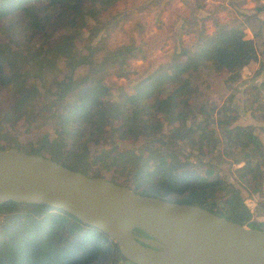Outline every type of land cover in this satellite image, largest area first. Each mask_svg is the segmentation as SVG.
Here are the masks:
<instances>
[{
    "label": "trees",
    "instance_id": "trees-1",
    "mask_svg": "<svg viewBox=\"0 0 264 264\" xmlns=\"http://www.w3.org/2000/svg\"><path fill=\"white\" fill-rule=\"evenodd\" d=\"M116 1L120 0H0V22L21 20L24 31L20 36L23 39L9 36V44L0 42V92L11 99L7 108H0V138L4 140L0 151L16 149L46 157L86 176L125 186L133 193L196 205L241 226L264 231V221H257L244 205L241 191L255 193L264 182L259 160L264 158V146L254 133L255 128L232 126L239 114L230 106L217 110L221 117L215 124L223 130L225 139L219 163L227 155L234 157L230 164L240 165L234 169L239 185L235 186L216 176L213 167L200 173L197 163L205 160L192 162L176 144L177 139H186L191 148L202 152L206 147L213 153L219 143L216 130L206 121L187 126L179 97H152L146 90L147 86H155L157 77L165 71L177 74L199 62L212 63L234 82L252 64L258 65L257 73L264 71V21L255 14L244 17L242 22L250 28L253 41L243 39L244 26L236 20L215 21L212 34L199 28L194 34L200 36L195 51L182 49L172 53L171 63L158 68L144 80L145 84L124 95L121 104H115L103 101L108 89L101 81L109 69L127 62L134 45L96 62L93 54H83L75 48V39L76 31L85 25L84 18L100 13L96 4L102 3L107 9ZM59 63L64 77L46 82L44 74L55 71ZM81 67L89 70L78 78L75 73ZM33 77L40 79L42 85L35 83ZM252 90L256 92L258 87ZM255 96L245 107L251 113L260 107L259 96ZM230 110L232 116L227 114ZM200 111L210 117L214 110L206 112L201 107ZM44 117L53 124V136H38L34 130V124ZM120 117L121 124L113 132L117 131L121 140L133 143L142 138V146L122 151L113 146L93 155L89 144H107L106 128ZM160 117L172 125L168 135L162 134ZM260 119L264 121V112ZM18 126L36 133V138L21 142ZM118 249L107 234L61 209L0 202V264H131Z\"/></svg>",
    "mask_w": 264,
    "mask_h": 264
},
{
    "label": "rangeland",
    "instance_id": "rangeland-1",
    "mask_svg": "<svg viewBox=\"0 0 264 264\" xmlns=\"http://www.w3.org/2000/svg\"><path fill=\"white\" fill-rule=\"evenodd\" d=\"M171 1L120 0L110 5L107 9H104V5L101 3L96 4L95 8L96 10H100L99 14L95 17L84 18L83 23L85 25H82L76 31L75 48L83 54H93L96 62H100L122 47L130 48L132 44L134 45V49L127 55V62L121 67L109 69L103 76L101 82L108 89L106 96L102 98L103 101L121 104L124 95L127 96L134 93L145 84L144 80L149 75L158 68L160 69L161 66H167L171 63L172 53H179L182 49H186V52L195 51L194 47L200 36L194 34L201 28L207 33L204 23L199 27L200 29L197 28L196 19L206 22L208 15H210L208 17L210 18L225 14V10H221L219 6L220 4H227L229 2V0H213L214 2L207 5L204 3V0H192L193 2L182 0L181 2L185 6V8L183 7L184 10L177 9L176 13L178 11L179 13L175 14L173 18L169 20L168 18L164 19L165 13L171 7ZM228 16V22L235 21L236 18L233 13ZM13 21L4 20L0 22V42L3 44H9V36L20 38L21 33L24 32L22 30L23 25H20L22 21H18L17 19L15 22ZM214 22L213 20V27L215 28ZM184 30L187 33H193V39L189 40V35H185ZM185 59L182 56V62H185ZM244 69L241 71V78L234 82L228 79L227 73L215 69L212 63L199 62L196 65L190 64L186 70L180 71L177 74L171 75L170 72L165 71L163 75L157 77L155 86L146 87V90L152 97H179L182 101V111L186 117L187 126H198L201 122L206 121V123L210 124L211 128L216 130L219 143L213 153L209 152V148L206 147H203L202 152H199L196 148H191L186 139H177L176 144L181 147L184 157H189L192 162L197 163L200 160L204 162L205 160L203 164L197 163L200 173L203 174L204 169L213 167L216 176L233 183L235 186L239 185L235 181L234 169L240 165L230 164L229 162L234 157H228L227 155L225 156L226 158H223V162L219 163V156L223 152L225 139L222 135L223 130L216 126L215 120L221 117L217 111L220 106H230L233 108L234 113L237 112L239 114L237 121H239L240 117H244L247 114L252 119L261 121L258 119L262 118L264 112V76L260 77L261 72L257 73V69L254 71L255 74L244 71ZM88 70V67H81L76 71L75 76L78 78L83 77L88 73ZM64 73L63 66L59 63L55 71L50 74H44L45 80L46 82H50L52 78L62 79ZM32 80L38 85H42L40 79L33 77ZM254 86L258 87L256 92L252 90ZM256 93L259 96V103L257 104L260 107L256 112L251 113V110H245V107L250 101L253 102ZM10 100L7 93L2 94L0 92V108H7ZM201 107L206 112L214 111H212L210 117L205 116L200 111ZM233 111L230 110L227 114L232 116L234 114ZM121 121L122 117L112 121V127L107 126L106 130L108 134L105 137L107 138V144H89V149H91L93 155L98 154L101 150H109L113 146H116L120 151L126 149L138 150L142 146V138L133 143L132 141L121 140L118 132H113V129L121 124ZM160 121L163 136L168 135L172 125L163 117H160ZM237 121L232 126H238L236 125ZM34 125V130L37 131L38 136L41 134L53 136V124L51 121L48 122V119L45 117L39 119ZM17 133L19 136L18 140H21V142L36 138V133H28V129L25 127L18 126ZM0 144H4L2 138H0ZM259 160H262L260 165L264 169V158H260ZM104 174L108 176L107 173ZM241 191L243 200L249 199L251 203L255 202L256 206L254 207L253 214L257 221L264 220V205H262L264 204V182L261 184L259 190L252 193L254 196H251L246 190Z\"/></svg>",
    "mask_w": 264,
    "mask_h": 264
},
{
    "label": "water",
    "instance_id": "water-1",
    "mask_svg": "<svg viewBox=\"0 0 264 264\" xmlns=\"http://www.w3.org/2000/svg\"><path fill=\"white\" fill-rule=\"evenodd\" d=\"M9 201L67 212L107 234L131 264H264V231L16 149L0 151V202Z\"/></svg>",
    "mask_w": 264,
    "mask_h": 264
},
{
    "label": "crops",
    "instance_id": "crops-1",
    "mask_svg": "<svg viewBox=\"0 0 264 264\" xmlns=\"http://www.w3.org/2000/svg\"><path fill=\"white\" fill-rule=\"evenodd\" d=\"M181 1L182 0H172L171 1V7L167 11V13H165L164 19L168 18V20H169V19L173 18L175 14L179 13V11L176 13L177 9L182 10L183 7L185 8L184 4ZM189 1L193 2L192 0H189ZM206 4L208 5V3H206ZM219 8L221 10H225L224 11L225 14H220L217 17L212 16L210 18H208L210 16V15H208L206 17V20H207L206 22L203 20L198 21V19H196L197 28L201 27V25L204 23V27H205L207 33L212 34L214 32V27H213V23H212L213 20L217 21L219 23L228 22V18H229L228 15L233 13L235 15V18L237 19V21H236L237 24H242V26H244L243 27V31L245 33V36H244L245 39L244 40H247V41H253L254 40L250 28L247 27L246 25H244V23L242 21L244 20V17L246 15H252V14H255L258 19L264 21V2L263 1L255 0L253 2H247L244 0H229V2L227 4H220ZM209 21H211V22L209 23ZM183 27H185V26L183 25ZM183 32H185V30ZM185 35H189V40L193 39V33L185 32ZM256 69H257V64H252L250 67H248V68L246 67L244 69V71H248L249 73H251V72L254 73V71ZM263 76H264V71L260 73V77H263ZM258 120H261V119H258ZM242 122H245V123H242ZM236 125L244 126V127L248 126V125H252L255 128L254 133L258 136V138L260 139L261 143L264 146V130H263L264 129V121H262V120L256 121V119H252L251 116L249 114H247L244 117H240L239 121H237ZM261 128H263V129H261ZM259 221H264V220H259Z\"/></svg>",
    "mask_w": 264,
    "mask_h": 264
},
{
    "label": "built area",
    "instance_id": "built-area-1",
    "mask_svg": "<svg viewBox=\"0 0 264 264\" xmlns=\"http://www.w3.org/2000/svg\"><path fill=\"white\" fill-rule=\"evenodd\" d=\"M226 1H227V0H226ZM244 1H247V2H253V1H255V0H244ZM258 1H263V2H264V0H258ZM204 2H205V3H212V2H214V1H213V0H204ZM251 196H254V195L251 194ZM243 203H244V205L249 209V211L253 213V210L255 209L254 207L256 206L255 202H254V203H251V202L249 201V199H244V200H243Z\"/></svg>",
    "mask_w": 264,
    "mask_h": 264
},
{
    "label": "flooded vegetation",
    "instance_id": "flooded-vegetation-1",
    "mask_svg": "<svg viewBox=\"0 0 264 264\" xmlns=\"http://www.w3.org/2000/svg\"><path fill=\"white\" fill-rule=\"evenodd\" d=\"M142 235V234H141ZM144 236V235H143Z\"/></svg>",
    "mask_w": 264,
    "mask_h": 264
}]
</instances>
